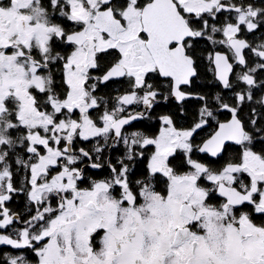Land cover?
I'll use <instances>...</instances> for the list:
<instances>
[{"label": "snow or ice", "instance_id": "snow-or-ice-1", "mask_svg": "<svg viewBox=\"0 0 264 264\" xmlns=\"http://www.w3.org/2000/svg\"><path fill=\"white\" fill-rule=\"evenodd\" d=\"M0 264H264V0H0Z\"/></svg>", "mask_w": 264, "mask_h": 264}]
</instances>
